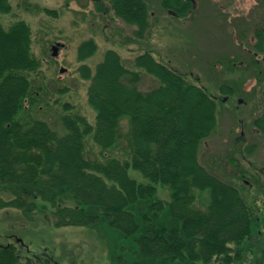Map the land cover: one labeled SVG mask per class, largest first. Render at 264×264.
<instances>
[{
	"label": "trees",
	"instance_id": "trees-1",
	"mask_svg": "<svg viewBox=\"0 0 264 264\" xmlns=\"http://www.w3.org/2000/svg\"><path fill=\"white\" fill-rule=\"evenodd\" d=\"M110 4L117 17L136 26V41L150 37L154 24L146 0H110ZM161 6L174 17L186 18L192 15L195 1L161 0ZM11 10L10 0H0L1 13ZM257 27L253 49L255 54H264V26ZM97 49L94 39L85 40L79 45L78 57L85 60ZM260 61L253 60L259 69L254 78L262 85L264 100ZM134 62L137 69L129 68L119 52L109 49L94 72L83 63L79 71L91 80L88 103L95 113L94 122L72 112L66 103L57 129L32 115L33 108L41 107L42 87L32 76L41 60L32 51L30 24L18 20L5 27L0 21V182L26 184L23 192L29 187L44 205L49 204L58 225L97 222L99 215L88 213L82 204L96 205L126 235L139 229L127 206L154 197L158 184L169 186L170 210L183 221L182 230L163 228L141 235L138 258L129 264H167L166 257L231 264L250 240L264 233V201L260 203L264 181L253 170L239 167L245 161L241 155L254 152L255 146H246L245 152L239 145L238 155L230 158L238 168L228 176L242 180L240 186L212 174L201 163L199 151L203 141L216 132L217 99L234 98L246 78L223 81L222 95H212L191 80L188 72L158 60L151 49L139 53ZM141 69L158 83L143 90ZM262 105L253 124L264 133ZM124 121L128 122L126 130ZM91 143L99 150L97 156L91 155ZM131 167L149 182L131 177ZM253 183L262 186V194L244 193ZM17 194L1 205L24 206ZM153 206L163 208L161 201ZM0 264L58 262L46 251L25 256L16 244L8 243L0 245Z\"/></svg>",
	"mask_w": 264,
	"mask_h": 264
},
{
	"label": "rangeland",
	"instance_id": "rangeland-1",
	"mask_svg": "<svg viewBox=\"0 0 264 264\" xmlns=\"http://www.w3.org/2000/svg\"><path fill=\"white\" fill-rule=\"evenodd\" d=\"M146 1L154 27L149 38L136 41V26L117 17L110 0H10L12 10L0 12L1 23L5 27L18 20L29 23L32 51L41 60L38 71L32 74L41 82V107L33 108L32 115L60 129L59 116L63 105L68 103L72 112L94 122L95 113L88 103L91 80L82 77L80 66L86 63L94 72L106 52L114 49L129 68L137 69L135 57L151 49L158 60L188 72L191 80L198 81L212 95H222L223 81L246 78L241 84L242 91L233 99H217V129L201 144L199 157L212 174L240 186L242 180L228 176L238 168L230 158L239 145L243 151L246 146L254 145V152L245 151L246 157L241 155L245 161L239 167L253 170L263 182L264 133L253 121L261 114L264 100L262 85L254 78L259 69L253 60H261L263 68L264 54H255L253 43L256 41L255 28L264 26V0H194V11L186 18H177L165 11L161 0ZM88 39H94L98 49L91 57L80 60L79 45ZM56 43L60 46L54 56L52 47ZM140 73L139 85L143 90L158 83L148 72L141 69ZM127 124L124 121V130ZM90 146L93 148L91 155L97 156V146L93 143ZM129 175L139 182H149L133 167ZM24 186L26 184L0 182V245L14 243L25 256L32 257V251H46L58 264H129L138 258L136 251L141 235L155 234L163 228L170 232L183 228V221L170 210L171 188L162 184L157 185V192L151 199L127 206L139 224L138 231L132 235L113 226L104 208L96 205L82 204L88 213L99 215L97 222L58 225L51 206L44 205L45 201L35 196L29 187L23 192ZM261 187L253 183L244 193L258 196L262 194ZM17 192L24 206L1 205V201L16 198ZM260 199L262 203L264 196ZM158 201L162 202V209L153 206ZM199 205L204 207L205 204ZM261 232H264V225ZM163 260L167 264L202 263L189 257ZM231 264H264V233L250 240Z\"/></svg>",
	"mask_w": 264,
	"mask_h": 264
},
{
	"label": "water",
	"instance_id": "water-1",
	"mask_svg": "<svg viewBox=\"0 0 264 264\" xmlns=\"http://www.w3.org/2000/svg\"><path fill=\"white\" fill-rule=\"evenodd\" d=\"M59 46L60 44L59 43H56L53 45L52 49H53V55L56 56L59 52ZM61 70H65V68H62Z\"/></svg>",
	"mask_w": 264,
	"mask_h": 264
}]
</instances>
